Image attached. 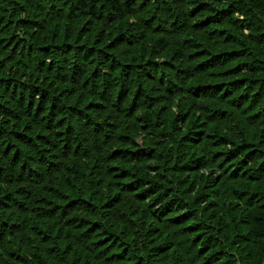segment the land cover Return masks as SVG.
Instances as JSON below:
<instances>
[{
	"label": "trees",
	"instance_id": "trees-1",
	"mask_svg": "<svg viewBox=\"0 0 264 264\" xmlns=\"http://www.w3.org/2000/svg\"><path fill=\"white\" fill-rule=\"evenodd\" d=\"M153 1L164 9L160 15L182 26L176 33L186 30L202 36V51H197L199 44L187 40L168 67V37L162 34L161 39L149 40L147 34L156 30L131 25L121 0H0V264H66L67 255L75 257L76 252L68 238L79 239L78 249L104 261L121 251V238L126 241L124 262L132 260L128 258L133 249L134 256H143L140 264H171L174 259L168 252H177L178 245L181 260L172 264H200L202 258L201 264L264 263V126L260 133L259 129L251 132L250 141L236 136L238 144H218L212 148L218 154L211 160L212 154L201 149L213 140L204 117L199 120L183 110L168 115L158 107L157 118L151 111L145 118L136 115L137 104L130 107L135 81L148 73L158 77L162 70L195 75L196 87L213 91L209 98L222 92L228 94L225 98L240 96L243 107L250 101L261 104L264 29L257 22L264 20V0ZM249 20L254 21L253 27ZM133 33L139 41L129 44ZM216 47L224 50L212 56ZM120 50L122 59L117 58ZM186 53L193 71L174 69L187 60ZM230 79L233 83L227 84ZM175 80L182 81L179 75ZM219 80L226 85L217 91ZM138 97L145 98L144 92ZM155 102L150 100L152 105ZM220 110L218 124L228 114ZM260 120L261 116L251 118L250 125ZM179 123H186L185 128ZM128 129L134 139L125 134ZM107 130L117 132L116 143L124 147L115 156L104 140L109 138ZM142 134L144 148L135 140ZM261 136L263 144L258 147ZM100 145H107L108 151ZM127 147L136 151H126ZM132 156L135 161L125 163L123 170L109 165ZM151 160L154 168L148 165ZM165 168L171 173L161 176ZM246 170H251L245 173L251 181L238 183ZM99 176L117 180L106 183ZM52 177L56 182L49 183ZM224 180L230 181L225 190L229 198L219 208H210L216 218L213 224L206 223L208 206H192L186 212L184 208L191 204L185 201L182 206V197L176 196L180 182L210 204V198L217 199L222 191ZM50 194L59 196L64 205L54 206ZM122 194H127L129 204L121 203ZM164 195L172 198L166 200ZM156 200L158 205L148 204ZM72 201L93 202L102 213L95 211L91 225L79 227L78 232L74 228L86 219L78 217L77 225L71 226L73 219L69 220L65 206ZM178 211L186 213L175 217ZM169 219L171 231L164 233ZM240 219L248 227L254 224L252 232L237 231ZM182 220L187 221L181 224ZM84 240L90 242L83 244ZM200 246L205 251H198Z\"/></svg>",
	"mask_w": 264,
	"mask_h": 264
},
{
	"label": "rangeland",
	"instance_id": "rangeland-1",
	"mask_svg": "<svg viewBox=\"0 0 264 264\" xmlns=\"http://www.w3.org/2000/svg\"><path fill=\"white\" fill-rule=\"evenodd\" d=\"M121 1L125 5L126 11H127V16L131 22V25L137 24V25H139V28L141 30L144 28H147V27L149 29L156 30L154 34L151 33L152 36L149 33L147 34V38L149 40L152 38L161 39V37H163L162 34H165L168 37V40H166L169 43V50H167V54H166L168 67L174 65L173 61L175 60V56L182 51V45L187 40L191 41L192 43H195L196 45L199 44L197 51L198 52L202 51L201 46L203 43H205L202 40V36L201 35L195 36V32L186 31V30L182 34L176 33L178 30L180 31V29H182V26L181 25H175L172 20L170 21L169 16L165 17L163 15H160V13H165L164 9L161 8L162 7L161 5L157 6L155 1H153V0H121ZM140 11H145V14L143 16L137 15V13ZM66 13H68V12H66ZM248 23H249V25L251 24L250 27L254 26V21L249 20ZM258 23L259 24L261 23L263 25V29H264V20H262L261 22H257V26H258ZM159 30H161V31H159ZM135 31H137V30H134L133 32H135ZM165 32H168V34ZM187 33H189V34H187ZM138 38H139V35L136 33L135 34L133 33V35H131V37L129 38V44H133L135 41L138 42L139 41ZM177 45H178V48H176ZM220 50H224V49H220L219 47H216L215 50L213 52H211V55L212 56L217 55V53ZM187 55H188V53L185 54L187 60L184 59V60H182V62L176 63V65H178V66L174 67V69L177 68V69L181 70V69L185 68L186 70H188L190 72L193 71L194 64L192 62H190V59H188L189 55L188 56ZM117 58L122 59L121 50L117 52ZM211 61H212V63L215 62V58H212ZM253 62H255V61H253ZM120 64H122V62ZM239 64H241V63L239 62L237 64H234V68ZM207 67H208V72L210 70H212V69H210V65ZM263 70H264V68H263ZM173 71H171V72L167 71L166 72V71L162 70L157 75L158 77H153V75L151 76L148 73V76L145 74L146 78L141 79L137 83L135 81V84H136V86L134 88L135 93H134V97L131 98L132 103L130 104V107L133 103H135L139 106V108L136 110L139 112L136 113V115H138L139 117H145L146 118V116L148 115V111H151L154 113L155 117L157 118L156 112H158L159 109H164L163 111H165V113L168 115L172 111H176V110L182 111L183 110V111L187 112L190 115V117H193L196 119L198 118L199 120L204 117L206 119L205 122L208 124L207 129H208V131H210V133L212 135L211 138H213V140H212V144H210L211 146L209 145V146H206V147L201 148V149L203 150V152L212 154L211 160L214 158V155L218 154L217 150H212V148H215L218 144H222V143L226 142L229 144V146L230 145L233 146L235 144H238L235 141V140H237V137L242 138V139L246 138L248 141H250L252 138L251 132L253 133L257 129H259V131H256V132L260 133L261 127L264 126V117L261 115L262 111H264V109H262L263 106H261V104H264L263 100H262L261 104L257 100V102H255L252 105H251V101H250V103H248L249 106L246 105L245 107H243L239 103L240 102L239 101L240 96L233 99V98H231V95H230V97L225 98V96L228 95L227 93L223 94L222 92L221 93L215 92L216 94H218L219 97L209 98L207 96V94L213 93V91L208 90V89H203L202 87H196V85L194 83L195 80L193 79L195 77V75L189 76V74H191V73L182 72L181 74H178V70H176V71L173 70ZM159 75H161V76H159ZM174 75H175V77L177 75H179L180 80H182V81L181 82L176 81ZM118 77H119L118 79L122 78L121 73L118 74ZM263 77H264V75H262L260 78H263ZM234 80H235V78H234ZM232 81H233V79L228 80L227 84H229ZM215 82L217 83L218 86L214 87V89L217 91L220 90V87L222 88L224 85H226V81L223 82L222 80H219V81H215ZM234 82H236V81H234ZM252 82L260 84L259 80H254ZM170 84H171V86H169ZM236 84H238V82H236ZM174 87H175V89H174ZM256 87H259L258 84ZM141 91L144 92L145 98L144 97L143 98L138 97V99H137V93H140ZM146 98H147V101H146ZM214 98H218V99H214ZM253 98L259 99V98H262V95L256 96V97H255V95H253ZM158 99L162 100L161 104L157 103ZM150 100L153 102L156 101L154 103V105H152V103L150 104ZM158 107H159V109H158ZM221 108L225 109L228 112V114L223 119L221 116L222 122H221V124H218L216 122V116H217V112L221 113V110H220ZM257 116L258 117L261 116L260 124H254V126H252V124L250 125V122H251L250 119L252 118V120H253L254 117H257ZM180 118H183V117H180ZM156 120L160 126L161 125L160 119H156ZM176 121H177V118H176ZM175 124H177V123H175ZM185 124L186 123H181L179 125V127L185 128L184 127ZM188 127H190V125H188ZM134 128H135V126H134ZM230 130H231V132H230L231 136L228 135L229 134L228 132ZM107 131H108L107 134L109 135V138L104 139V140L109 141L108 144H110V147H113L112 151L114 153L112 156H115V152H117V151L122 152L124 147H122L120 145V143H116L115 139L119 136V134H116L117 132L111 133L109 130H107ZM125 134L130 136V140L134 139L133 134L129 129H128V132H126ZM142 135L143 136H139V139H135V140H136V143L141 148L142 147L144 148L146 146V139H145V134H142ZM158 136H159V134L157 132H155L154 137L157 139ZM159 139H160V137H159ZM157 142H159V141H156V143ZM90 144H92V143H90ZM113 144H117V145L114 146ZM257 144H258V147L260 145L262 146V144H263V137L262 136H261L260 142H258ZM107 145L106 146L100 145V149L101 150L105 149L104 152L108 151L106 149ZM125 149H126V151H130L131 153L136 151L135 149H132L130 147H127ZM230 149H232V147H230L228 150H230ZM119 156H122V154L118 155L117 158ZM131 158H132V160H128L127 162H122L120 159H115V161H112V163H110L109 165H111V167L114 166L117 168H119V166H120L121 169L123 170L126 167L125 163H129V162L131 163V162L135 161L134 156H132ZM219 164L215 161V167H216V169H218L220 171L221 167H219ZM105 165L109 166L108 163H106ZM148 165H151L153 168L155 167V164L152 160ZM167 166H169V165H167ZM218 170L216 173L219 177L220 175H219ZM249 171H251V170L244 171V175L242 174V176H241L242 178L238 180V183L242 184V183H245V181H247L249 183V181H251L249 179V177H247V175L245 174ZM98 173L101 174V172H98ZM170 173L171 172L167 168H165V169H163V171L160 174H161V176H163V174H170ZM254 173H257V172L255 171ZM117 174H120V173H117ZM151 175L154 176L153 173ZM96 178H98V176ZM103 178H106V177L99 176V179H103ZM153 179L155 180V177H153ZM53 180H54V182H56V179H54V177H52L50 179L49 183ZM110 180L113 182V181H116L117 178L114 176L112 178H111V176H107L106 183L110 182ZM226 181L224 180V182L221 183L223 185L222 186L223 189H222V191H218L217 199L214 200V198H210L212 201L210 204H208V202L207 203L204 202L205 200H201L203 198H199L200 196L198 197V195L196 194L197 191H192L191 186L185 187L186 184H182L180 182H178V184L180 186V190H182L183 188H185V189H183L184 192H182L180 190L178 192H176V196L182 197V204H181L182 206H186L185 203H183L185 201H188L191 204L190 206H186L184 208V210L186 212H187V210L192 211V208H191L192 206H194L197 209H201L202 207L208 206L209 218L207 219L206 223L207 224H213L216 222V218H215V214L211 213L212 209H210V208H212L213 205H216V208H219V206L221 204H223L222 201L228 202L227 200L229 197H228V193L225 190H226V188H228L230 181L228 180V184H226ZM54 182H52L51 184L53 185ZM106 183H105V185H106ZM105 185H104V190H105ZM91 191H93V190L91 189ZM49 193H51V192H49ZM120 194H121V192H120ZM50 197H51V203H53L54 206L55 205H64V204H62L63 200H60L61 198H59V196H54V194H50ZM164 197H166V200H169L172 198V196H170V195L169 196L164 195ZM164 197L162 196L161 199ZM116 203L117 202H115V201L113 202L114 205H116ZM121 203L124 205H127L130 203V200L127 197V194H122ZM148 204H150V206H155V205H158L159 202H157V200H156V201H152V203L149 202ZM65 208L67 211L66 215L69 216V220L73 219L70 221V224L72 227L77 225V223H76L77 219L76 218L83 217L84 219H86L85 222H82L79 226L74 228V229H78V232H80L79 227H81L83 225L88 227L91 225L89 221L92 219V216H93L95 211L98 214L102 213V211H100L98 209V207L96 206V204L93 202H88V203H84V204H80V205H79L78 201L77 202L72 201L70 203L67 202ZM117 209H121L120 204L117 206ZM186 212H184V211L179 212L178 211V212H176L177 216H175V217H182V215L185 214ZM254 212H255V210H254ZM255 217H258V215L256 213H255ZM170 219L164 224V233H169L171 231L170 224L172 222L170 221ZM186 221L187 220H182L181 224L185 223ZM236 223H238L237 224V231L242 232L244 230L243 231V232H245L244 234H246V233L248 234L247 231L252 232L251 229L254 228L253 227L254 224H251L250 227L246 226L247 224H245L246 222L243 219L238 220V222H236ZM93 227H95V226H93ZM112 228L113 227L111 224V227L109 228L108 231L111 232ZM90 231H93V230L91 229ZM90 231L86 232L85 234L89 233ZM253 231L257 232V229H255ZM200 237H201V235H200ZM119 239H120L119 240L120 241L119 246L121 245L120 246L121 251L118 254H115L113 258H111V256H110L109 258H107V261H104L106 259H100L98 257V255L91 254L89 251H87L89 253L88 254L85 251V249L84 250L78 249V245L81 244V241H79V239H77L75 241L74 238H68L67 242L68 243L71 242L70 245L75 247L76 252H74L75 257H72L70 254H68L67 255L68 258L64 259V261L66 264H110V263L111 264H140L143 256L142 255L134 256L133 255V252H134L133 249H132V255L128 258V260L132 259L131 260L132 262L131 261L130 262H124V260L126 259V256L123 255V252H125L126 250H125V247L123 248V246H125L126 241L121 239V238H119ZM168 239H172V240H169V245L171 246V248L174 247L172 235H169ZM87 242H90V241L84 240L82 243L85 244ZM252 242L254 243V242H256V240L253 239ZM176 247H178L177 252L174 249L171 250L170 252H168L169 258L171 257L174 259L172 261V263L174 261L176 262V260H181L180 259L179 246L177 245ZM197 249H198V251H203V250L205 251L204 246H200L199 248L197 247ZM78 254H80L81 257H79ZM174 256H176V258ZM208 256L209 255H206L205 257H208ZM137 260H140V261H137ZM116 261H118V262H116ZM202 261H203V258L201 259L200 264L202 263ZM184 264H187V263L184 262Z\"/></svg>",
	"mask_w": 264,
	"mask_h": 264
}]
</instances>
